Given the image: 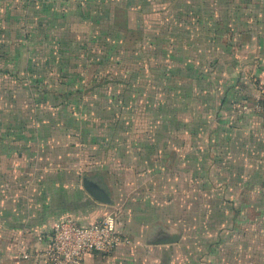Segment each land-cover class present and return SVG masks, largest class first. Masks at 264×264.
<instances>
[{"label": "rangeland", "instance_id": "rangeland-1", "mask_svg": "<svg viewBox=\"0 0 264 264\" xmlns=\"http://www.w3.org/2000/svg\"><path fill=\"white\" fill-rule=\"evenodd\" d=\"M86 1L23 46L33 81L0 62V264H16L20 221L50 200L56 171L88 203L101 202L84 179H105L136 246L115 264H264V0H135L133 32L125 13L104 24ZM113 20L133 52L127 68L109 64L100 39ZM109 72L117 85L92 91ZM64 83L84 91L64 96Z\"/></svg>", "mask_w": 264, "mask_h": 264}, {"label": "crops", "instance_id": "crops-1", "mask_svg": "<svg viewBox=\"0 0 264 264\" xmlns=\"http://www.w3.org/2000/svg\"><path fill=\"white\" fill-rule=\"evenodd\" d=\"M71 1L72 0H0V62L11 67V70L9 69L10 67H7L8 69L5 72H7V75L12 76L10 78H12L13 81H33L30 77L28 78L26 76H22V74H26L27 70L29 71L28 67L25 69V72L22 71V65L28 63L27 57H24V53L22 52V49L24 48L23 46L29 45L30 48H33L34 36L38 37V35H46V32L50 30V28L61 29L64 26H68V23H62V25L56 24L54 22V17L59 16L60 19L63 20L62 22H64V20L71 14L69 12V3ZM79 7L80 6H78V8ZM79 14L81 15V11H79ZM84 15L85 14H83V16ZM23 17H26L27 19L29 18V20H27L26 18L23 19ZM112 23L115 24V21L113 20ZM22 33L24 34L21 35ZM42 42L44 43L45 41L43 40ZM30 64L33 63L30 62ZM31 69L32 68L30 66V70ZM110 75L111 73H105L104 76L103 73H96L94 79L97 80L98 84H96L92 88V91L101 89L109 84L117 85L111 80L115 78L118 79V77L110 78ZM76 78H72L71 80L73 82H76L75 80L79 81L82 79V77ZM36 80H38V82H41L40 79L36 78ZM62 80L66 83V79L62 77ZM106 80L108 82H106ZM65 83L62 95H81V91H84V87H79V89H77L78 92H76L75 87H73L74 84H71L72 87L70 85H68L67 87V85L65 86ZM223 96L224 97L222 101H225L227 95L226 97L225 95ZM70 107L71 105L65 106L63 108L67 110L66 112H68L71 116H75L74 109ZM127 111L131 112L129 105L127 106ZM34 121L35 124L39 123L41 128H47L49 126V123L52 122L43 119L38 121L35 119ZM67 122L68 124L70 122H75L77 124V119L73 121H71V119H68ZM102 122L106 124L105 121ZM82 131L84 132V137L82 136V143L86 144V132L84 131V129ZM93 140L94 146H89V150H97L98 146L95 142H99V140L96 138H94ZM112 142L113 139L109 141V144H111ZM141 142L143 144H154V142ZM176 145L174 146V149H177ZM159 153L166 152L159 151ZM238 159L243 161L244 157L242 155H239ZM95 160L97 161L96 157ZM82 170L83 169H81L80 167L78 168V177L81 176ZM55 173H57L58 175V180H56L58 182L53 185L50 200H46L49 203H37L36 205H33V207H35V211L33 212L34 214L31 216L30 214L26 213L28 217H24L20 221L21 223L18 231L19 235L17 236L18 240L20 241L15 244L18 246L17 249L14 250L13 253L11 252L9 254L10 257L13 256L17 260L16 264H44L40 259L36 257L24 260L21 258V254L23 250H25V248L33 250L44 249L47 245V242L44 244L37 243V237L39 235L50 233L57 223L66 218L76 219L83 224H91L107 215H114L116 217V214L113 213L115 210L113 203H88L87 195L85 193L83 194V191L79 186L77 197L78 199H76L75 195L72 199L71 193L67 189V184H65L64 182L67 173H65L64 171H56ZM102 177L103 176H101L99 173H95L94 177L91 178V181L98 184L101 188L107 191L106 181ZM117 222L118 230L122 234H125L129 237V234L127 232L130 230H128V228L126 227H122V224H119V221ZM135 248L136 246L132 244L131 246H122L111 254H92L87 256L85 264H115L121 257L133 254ZM6 256H8V253L6 254Z\"/></svg>", "mask_w": 264, "mask_h": 264}, {"label": "built area", "instance_id": "built-area-1", "mask_svg": "<svg viewBox=\"0 0 264 264\" xmlns=\"http://www.w3.org/2000/svg\"><path fill=\"white\" fill-rule=\"evenodd\" d=\"M37 243L44 249L25 248L21 258L36 257L44 264H85L92 254H111L122 246H130L131 240L118 230L114 215H107L91 224H83L73 218L57 223L53 230L39 235Z\"/></svg>", "mask_w": 264, "mask_h": 264}, {"label": "trees", "instance_id": "trees-1", "mask_svg": "<svg viewBox=\"0 0 264 264\" xmlns=\"http://www.w3.org/2000/svg\"><path fill=\"white\" fill-rule=\"evenodd\" d=\"M124 3L122 6L119 5H115L113 2V0H87L86 2L89 3L91 5V7H95L97 14L101 15V21L102 23H106L105 18L106 15L108 13H110V15H112L113 13V19L116 18V15L120 12H123L126 14L127 16V20H126V28L128 30H130L131 32L134 31V28L131 27V16L129 17L128 12L131 10V8H133L134 6L136 7H140L141 5L135 3V0H123ZM88 13H86L87 15ZM118 23L115 20V24H113L111 22V24H107L106 30L103 31V25H101V29L99 32L104 33V36L100 37L102 43L105 46H108V50L110 52H112L114 54V56L112 57V54H109V59H110V63L114 64V67L118 68V65H123V67L126 66V68L128 67V64L130 62V56L126 55V54H131L133 52H130L129 49L127 48H123L122 43H125V40L122 36V34L120 33L122 25L121 24H116ZM106 33V34H105ZM107 54V53H106ZM120 57V58H119ZM108 59V56L104 59V64H105V60ZM113 60V62H112ZM101 65V64H100ZM142 69H144V67H140ZM133 69V68H132ZM128 71H130V69H128ZM110 73V72H109ZM107 82V80H106ZM75 95V94H74ZM74 95H67L69 97L74 96ZM66 96V95H64Z\"/></svg>", "mask_w": 264, "mask_h": 264}, {"label": "water", "instance_id": "water-1", "mask_svg": "<svg viewBox=\"0 0 264 264\" xmlns=\"http://www.w3.org/2000/svg\"><path fill=\"white\" fill-rule=\"evenodd\" d=\"M84 186L85 189L88 191V193L95 200L104 204L112 203V198L110 197V194L107 191H105L103 188H101L98 184L94 183L89 179H84ZM179 239H180V235L174 234L171 235L170 237L158 241L157 244L165 245V244L177 243Z\"/></svg>", "mask_w": 264, "mask_h": 264}]
</instances>
